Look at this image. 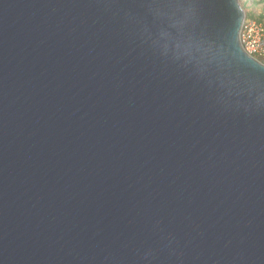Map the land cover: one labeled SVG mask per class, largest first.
<instances>
[{
  "label": "water",
  "instance_id": "water-1",
  "mask_svg": "<svg viewBox=\"0 0 264 264\" xmlns=\"http://www.w3.org/2000/svg\"><path fill=\"white\" fill-rule=\"evenodd\" d=\"M240 0H0V264H264V63Z\"/></svg>",
  "mask_w": 264,
  "mask_h": 264
},
{
  "label": "built area",
  "instance_id": "built-area-1",
  "mask_svg": "<svg viewBox=\"0 0 264 264\" xmlns=\"http://www.w3.org/2000/svg\"><path fill=\"white\" fill-rule=\"evenodd\" d=\"M240 42L244 50L264 63V23L246 17L240 32Z\"/></svg>",
  "mask_w": 264,
  "mask_h": 264
},
{
  "label": "rangeland",
  "instance_id": "rangeland-1",
  "mask_svg": "<svg viewBox=\"0 0 264 264\" xmlns=\"http://www.w3.org/2000/svg\"><path fill=\"white\" fill-rule=\"evenodd\" d=\"M242 6L248 14V20L255 18L264 10V0H240ZM245 3V4H244Z\"/></svg>",
  "mask_w": 264,
  "mask_h": 264
},
{
  "label": "trees",
  "instance_id": "trees-1",
  "mask_svg": "<svg viewBox=\"0 0 264 264\" xmlns=\"http://www.w3.org/2000/svg\"><path fill=\"white\" fill-rule=\"evenodd\" d=\"M252 2H253V0H252ZM246 14H247V18H248V14L249 13L246 12ZM251 19H257L258 21L264 23V10L260 14H258V15L255 14V18H251Z\"/></svg>",
  "mask_w": 264,
  "mask_h": 264
}]
</instances>
